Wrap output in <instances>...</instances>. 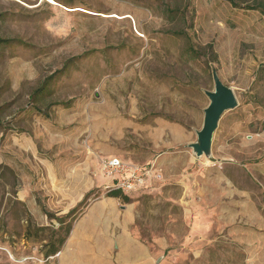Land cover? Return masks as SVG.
Segmentation results:
<instances>
[{"label": "rangeland", "instance_id": "obj_1", "mask_svg": "<svg viewBox=\"0 0 264 264\" xmlns=\"http://www.w3.org/2000/svg\"><path fill=\"white\" fill-rule=\"evenodd\" d=\"M54 1L0 0L13 41L0 45V264H59L36 239L59 227L42 206L77 208L74 226L149 168L160 177L118 203L135 208L130 235L154 264H264V16L244 9L264 0ZM213 71L238 107L198 159ZM112 159L127 168L118 181ZM198 210L212 230H189Z\"/></svg>", "mask_w": 264, "mask_h": 264}, {"label": "crops", "instance_id": "obj_2", "mask_svg": "<svg viewBox=\"0 0 264 264\" xmlns=\"http://www.w3.org/2000/svg\"><path fill=\"white\" fill-rule=\"evenodd\" d=\"M118 201L120 199L109 198L86 211L73 226L59 253V264H116L117 256L109 244L116 235L113 242L114 245L119 243L122 264H154L148 248L130 235L136 223L135 208L131 205L120 206ZM105 208H108L107 212ZM206 213L199 210L195 212L191 216L189 230H212Z\"/></svg>", "mask_w": 264, "mask_h": 264}, {"label": "trees", "instance_id": "obj_3", "mask_svg": "<svg viewBox=\"0 0 264 264\" xmlns=\"http://www.w3.org/2000/svg\"><path fill=\"white\" fill-rule=\"evenodd\" d=\"M228 1L231 5H233L234 7L238 8V4L235 2V0H226ZM244 9L246 10H252V11H258L260 12L263 16H264V4L259 3L256 4L255 6L252 7H244ZM171 13V12H170ZM184 33H181L179 35H183ZM13 41L10 40H2L0 39V45H7L9 43H12ZM190 52L194 53L195 56H198L199 52L196 51L192 46H190ZM47 85V86H46ZM45 86H43L42 88L38 89L35 91V93L33 94V100L35 101V99L37 100H43L44 97H48L49 95H51V89L49 87V82L46 83ZM109 198H114V199H121L124 201L125 204L130 203V198H128L127 196L124 195V193L121 190H114L111 191L108 194ZM39 204L41 205V202H39ZM77 208H75L74 210H72L67 216H64L62 218H58L56 217V215L50 213L44 206H42V211L44 213V215L51 221V222H55L57 221L59 223V227L58 228H53L54 230L50 233V236L48 238H44L41 236L42 233H44L46 230L45 228H38L35 231V235H36V239L39 240L40 243H45L42 247H43V252H44V258H46V260L57 256L63 246L65 245L72 229H73V221H72V217L76 214L77 212ZM32 224L30 223L26 234L27 236H31V230H32Z\"/></svg>", "mask_w": 264, "mask_h": 264}, {"label": "water", "instance_id": "obj_4", "mask_svg": "<svg viewBox=\"0 0 264 264\" xmlns=\"http://www.w3.org/2000/svg\"><path fill=\"white\" fill-rule=\"evenodd\" d=\"M213 81L214 90L205 92L210 103L204 111L203 127L197 133V142L190 146L198 159L211 157L214 135L222 116L238 107L234 91L221 81L216 71H213Z\"/></svg>", "mask_w": 264, "mask_h": 264}, {"label": "built area", "instance_id": "obj_5", "mask_svg": "<svg viewBox=\"0 0 264 264\" xmlns=\"http://www.w3.org/2000/svg\"><path fill=\"white\" fill-rule=\"evenodd\" d=\"M105 172L109 177H114V181H118L117 175L123 174L126 171V167L122 161L119 159H112L105 163L104 165ZM130 178L118 182L115 186V190H121L124 194H129L141 190L145 185V182L148 178L155 176L159 178L160 176L155 173L154 168H149L145 170L143 174L139 175L138 169H131ZM59 255V254H58Z\"/></svg>", "mask_w": 264, "mask_h": 264}, {"label": "bare ground", "instance_id": "obj_6", "mask_svg": "<svg viewBox=\"0 0 264 264\" xmlns=\"http://www.w3.org/2000/svg\"><path fill=\"white\" fill-rule=\"evenodd\" d=\"M49 3H51L52 5H57V3L54 0H47Z\"/></svg>", "mask_w": 264, "mask_h": 264}]
</instances>
